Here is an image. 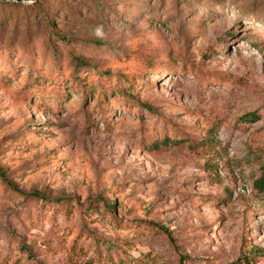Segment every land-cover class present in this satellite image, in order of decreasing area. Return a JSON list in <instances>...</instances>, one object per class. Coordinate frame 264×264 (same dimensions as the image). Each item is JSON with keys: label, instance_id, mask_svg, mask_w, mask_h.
<instances>
[{"label": "rangeland", "instance_id": "rangeland-1", "mask_svg": "<svg viewBox=\"0 0 264 264\" xmlns=\"http://www.w3.org/2000/svg\"><path fill=\"white\" fill-rule=\"evenodd\" d=\"M263 167L264 0H0V264H264Z\"/></svg>", "mask_w": 264, "mask_h": 264}, {"label": "trees", "instance_id": "trees-1", "mask_svg": "<svg viewBox=\"0 0 264 264\" xmlns=\"http://www.w3.org/2000/svg\"><path fill=\"white\" fill-rule=\"evenodd\" d=\"M228 35L229 36H233V35H235V32L234 31H230ZM261 48H263V47H261ZM123 79H124V81H128L129 79H132V78L125 76ZM79 81L81 82L82 80L79 78V76L76 75L74 82L77 83ZM134 83H135L134 81H131V85L130 86L132 87ZM146 107L149 110L152 109L151 106H146ZM256 188H257V190L260 193H263L264 194V167H263V174H262V176L256 182ZM59 201L61 202V200H59ZM96 206H97V204L94 205L93 208L96 207ZM107 208L109 209V211H111V212L113 211V208H110V207H107Z\"/></svg>", "mask_w": 264, "mask_h": 264}]
</instances>
